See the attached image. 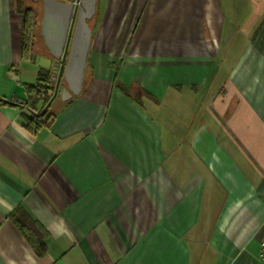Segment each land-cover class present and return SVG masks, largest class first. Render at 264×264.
Returning a JSON list of instances; mask_svg holds the SVG:
<instances>
[{"label": "crops", "instance_id": "1", "mask_svg": "<svg viewBox=\"0 0 264 264\" xmlns=\"http://www.w3.org/2000/svg\"><path fill=\"white\" fill-rule=\"evenodd\" d=\"M24 11L0 0V264H264V0H98L83 90L36 131Z\"/></svg>", "mask_w": 264, "mask_h": 264}, {"label": "water", "instance_id": "2", "mask_svg": "<svg viewBox=\"0 0 264 264\" xmlns=\"http://www.w3.org/2000/svg\"><path fill=\"white\" fill-rule=\"evenodd\" d=\"M97 1L42 0L41 35L48 54L32 53L30 57L41 68L50 70L55 86L41 113L57 97L67 102L82 92L93 35L89 21L96 13ZM0 101L10 102L2 97Z\"/></svg>", "mask_w": 264, "mask_h": 264}, {"label": "trees", "instance_id": "3", "mask_svg": "<svg viewBox=\"0 0 264 264\" xmlns=\"http://www.w3.org/2000/svg\"><path fill=\"white\" fill-rule=\"evenodd\" d=\"M32 8H27L24 11V29H23V45L25 52H31V48L35 42V27H36V17ZM27 90L30 97H36L43 100V104H47L45 97L49 99L53 95L54 82L52 81V74L50 70L44 69L40 73V77L36 84L27 85ZM58 102H64L60 97L57 98ZM0 103H13L12 101H0ZM32 110V115L24 114L27 120V126L30 130L36 131L40 127L46 125L48 120L51 119L53 111L47 109L45 113L36 112V110L30 106ZM13 222L22 231L25 237L30 241L33 247L36 249L38 254H44L46 251V244L44 242V236H41L38 229V225L22 210L18 209L13 214Z\"/></svg>", "mask_w": 264, "mask_h": 264}, {"label": "rangeland", "instance_id": "4", "mask_svg": "<svg viewBox=\"0 0 264 264\" xmlns=\"http://www.w3.org/2000/svg\"><path fill=\"white\" fill-rule=\"evenodd\" d=\"M16 1V9L18 10H26L27 8H32L33 10H35V12H37V18H36V36H35V44L37 45V51H40L41 49H44V42L42 39V36L40 35V31H39V27H40V21H41V3L40 2H32L31 0H15ZM230 86L226 85V83L222 84V88L219 89L220 94H224L226 95V93H228ZM233 89V88H232ZM45 99L47 101H49L50 99L48 97H45ZM213 101V98L212 100ZM48 103V102H47Z\"/></svg>", "mask_w": 264, "mask_h": 264}, {"label": "flooded vegetation", "instance_id": "5", "mask_svg": "<svg viewBox=\"0 0 264 264\" xmlns=\"http://www.w3.org/2000/svg\"><path fill=\"white\" fill-rule=\"evenodd\" d=\"M42 20V19H41ZM40 23H41V21H40ZM43 52H38V54H40V55H47L48 54V52L46 51L47 49H46V47H44V49H41Z\"/></svg>", "mask_w": 264, "mask_h": 264}, {"label": "built area", "instance_id": "6", "mask_svg": "<svg viewBox=\"0 0 264 264\" xmlns=\"http://www.w3.org/2000/svg\"><path fill=\"white\" fill-rule=\"evenodd\" d=\"M261 256H262V258L264 259V241L262 242Z\"/></svg>", "mask_w": 264, "mask_h": 264}]
</instances>
